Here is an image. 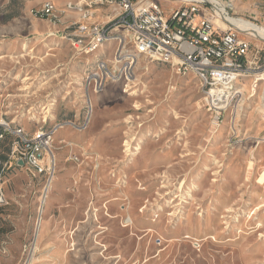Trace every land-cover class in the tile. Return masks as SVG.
I'll return each mask as SVG.
<instances>
[{"label":"rangeland","instance_id":"rangeland-1","mask_svg":"<svg viewBox=\"0 0 264 264\" xmlns=\"http://www.w3.org/2000/svg\"><path fill=\"white\" fill-rule=\"evenodd\" d=\"M62 1L0 0V131H53L38 166L0 141V264H264V83L241 78L218 126L192 74L147 58L95 93L86 77L116 43L76 53L89 0ZM209 1L264 30V0ZM45 2L62 14L38 15Z\"/></svg>","mask_w":264,"mask_h":264},{"label":"built area","instance_id":"built-area-1","mask_svg":"<svg viewBox=\"0 0 264 264\" xmlns=\"http://www.w3.org/2000/svg\"><path fill=\"white\" fill-rule=\"evenodd\" d=\"M160 3V0H89L86 7L105 5L113 9V16L106 24L77 23L67 35L73 50L90 55L111 42L116 47L112 63L98 60L95 70L86 77L85 87L92 86L97 93L108 80L128 82L139 58L161 62L195 77L204 93L203 103L213 124L218 126L222 114L233 102L240 101L241 93L235 86L241 78L255 73L253 88L258 81L264 83V61L257 66L256 56L249 59L253 51L251 39L255 38L229 25L224 9L220 17L216 6L221 7L216 2L179 0L167 15ZM66 10H77L87 19L82 5L69 4ZM56 12L62 14L52 2H45L37 14L55 19ZM129 46H133V51H128ZM260 51L256 50V55ZM6 134L16 138L11 148L15 165L22 161L24 166H38L50 153L53 131L40 129L30 134L20 127L6 125L0 131V141Z\"/></svg>","mask_w":264,"mask_h":264},{"label":"crops","instance_id":"crops-1","mask_svg":"<svg viewBox=\"0 0 264 264\" xmlns=\"http://www.w3.org/2000/svg\"><path fill=\"white\" fill-rule=\"evenodd\" d=\"M80 0H63L60 5L59 8H62L65 4L69 3H74V2H78ZM53 3V2H52ZM54 4V3H53ZM55 5V4H54ZM56 6V5H55ZM58 8V6H56ZM59 10V9H58ZM87 12L90 14V18L88 22H96L98 24H105L107 23L113 16V9L109 8L105 5H94L91 6L89 9H87ZM71 14L69 15L68 21H78V16L76 13L70 12ZM113 45L112 44H107L105 46H103L100 50H98L97 54L94 56V58L101 56H105L106 54H108L110 52V50L112 49ZM82 56V54L80 55ZM84 57L86 55H83Z\"/></svg>","mask_w":264,"mask_h":264},{"label":"bare ground","instance_id":"bare-ground-1","mask_svg":"<svg viewBox=\"0 0 264 264\" xmlns=\"http://www.w3.org/2000/svg\"><path fill=\"white\" fill-rule=\"evenodd\" d=\"M217 12V14L221 17L223 12L221 10H217ZM226 22L232 27L236 28L240 33L264 41V30L258 29L257 27L247 22L237 21L233 19L230 21L229 18H226Z\"/></svg>","mask_w":264,"mask_h":264},{"label":"water","instance_id":"water-1","mask_svg":"<svg viewBox=\"0 0 264 264\" xmlns=\"http://www.w3.org/2000/svg\"><path fill=\"white\" fill-rule=\"evenodd\" d=\"M16 164H17V166H19V167H23V166H24V163H23L22 161H18Z\"/></svg>","mask_w":264,"mask_h":264}]
</instances>
